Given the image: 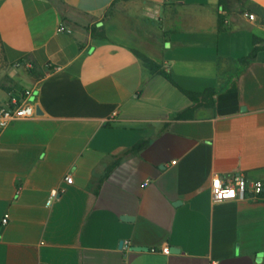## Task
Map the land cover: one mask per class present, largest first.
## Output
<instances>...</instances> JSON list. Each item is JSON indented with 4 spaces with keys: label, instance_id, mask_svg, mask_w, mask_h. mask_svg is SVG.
I'll return each mask as SVG.
<instances>
[{
    "label": "crops",
    "instance_id": "1",
    "mask_svg": "<svg viewBox=\"0 0 264 264\" xmlns=\"http://www.w3.org/2000/svg\"><path fill=\"white\" fill-rule=\"evenodd\" d=\"M219 12L0 0L2 55L33 109L0 133V264H264V200L210 190L264 184V49L246 61L264 45V0H230L220 31Z\"/></svg>",
    "mask_w": 264,
    "mask_h": 264
},
{
    "label": "built area",
    "instance_id": "2",
    "mask_svg": "<svg viewBox=\"0 0 264 264\" xmlns=\"http://www.w3.org/2000/svg\"><path fill=\"white\" fill-rule=\"evenodd\" d=\"M249 20H254L253 14L246 15ZM62 30V28L60 29ZM30 91H22L21 100L19 103H14L12 106L3 109L0 112V133L9 124L20 121L27 120L33 117V109L31 103L27 100ZM68 183L72 182V177L69 175L65 178ZM212 200L214 202H222L227 200H264L262 193H264V184L261 182L249 183L242 177H237L232 181L223 182L219 178H214L210 185ZM59 194L58 190H52L49 194L47 200V206H50L52 202L57 198ZM6 219L3 220L5 222ZM150 252H160L161 254H169V248L167 246L161 249H150Z\"/></svg>",
    "mask_w": 264,
    "mask_h": 264
},
{
    "label": "trees",
    "instance_id": "3",
    "mask_svg": "<svg viewBox=\"0 0 264 264\" xmlns=\"http://www.w3.org/2000/svg\"><path fill=\"white\" fill-rule=\"evenodd\" d=\"M237 1L240 2L241 0H237ZM219 8H220V12L218 15V29L220 31L222 26L225 24V19H226L227 15L230 13V0H219ZM109 14H111L110 11L107 13V16ZM258 43H264V40H261L257 37H254L253 44L256 45ZM261 49H264V45H262L260 47L255 46L252 49L251 53L246 58V61L253 60L255 55L257 54V52ZM136 55L143 62L144 66L147 69H149L152 73H156V74L162 76L168 82L175 85L170 73L166 69H163L160 65L156 64L155 62H153L152 60H150L149 58H147L146 56H144L138 52H136ZM181 92L183 93V95H185L191 101H195L198 98L205 100L208 97H210V95L212 94V91H210V90L205 91L202 94L188 92V91H184V90H181ZM192 110H193V108H189L187 111L183 112L182 114H179L178 117L179 118L185 117L186 115H189V113ZM262 196H264V193H262Z\"/></svg>",
    "mask_w": 264,
    "mask_h": 264
},
{
    "label": "rangeland",
    "instance_id": "4",
    "mask_svg": "<svg viewBox=\"0 0 264 264\" xmlns=\"http://www.w3.org/2000/svg\"><path fill=\"white\" fill-rule=\"evenodd\" d=\"M21 96L22 92L18 100L13 81V67L3 58L0 45V112L16 102L19 103Z\"/></svg>",
    "mask_w": 264,
    "mask_h": 264
},
{
    "label": "water",
    "instance_id": "5",
    "mask_svg": "<svg viewBox=\"0 0 264 264\" xmlns=\"http://www.w3.org/2000/svg\"><path fill=\"white\" fill-rule=\"evenodd\" d=\"M120 246L122 247V246H123V244L121 243V244H120Z\"/></svg>",
    "mask_w": 264,
    "mask_h": 264
}]
</instances>
